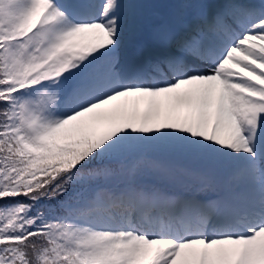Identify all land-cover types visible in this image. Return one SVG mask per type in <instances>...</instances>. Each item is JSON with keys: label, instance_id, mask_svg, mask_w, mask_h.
Returning a JSON list of instances; mask_svg holds the SVG:
<instances>
[{"label": "snow or ice", "instance_id": "1", "mask_svg": "<svg viewBox=\"0 0 264 264\" xmlns=\"http://www.w3.org/2000/svg\"><path fill=\"white\" fill-rule=\"evenodd\" d=\"M0 264H264V0H0Z\"/></svg>", "mask_w": 264, "mask_h": 264}]
</instances>
